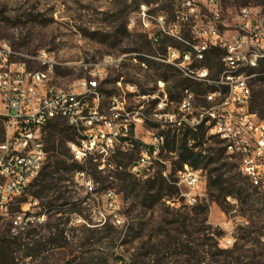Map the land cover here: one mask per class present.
Instances as JSON below:
<instances>
[{"label":"rangeland","instance_id":"374dc122","mask_svg":"<svg viewBox=\"0 0 264 264\" xmlns=\"http://www.w3.org/2000/svg\"><path fill=\"white\" fill-rule=\"evenodd\" d=\"M143 6L152 17L165 15L168 28L178 10L177 0H0V47L9 46L12 60L26 62L30 69L45 70L52 65L50 77L57 85H75L89 78L91 70L105 66L100 83L104 112H110V96L119 94L127 108L143 106L152 115L158 82H165V90L178 103L182 96L177 85L187 76L159 59L176 42L167 35L154 40L159 27L155 20L150 27L144 26ZM245 6L256 17L264 14V0H225L223 31L232 34L237 29ZM219 62L212 69L213 76L222 70ZM263 63L259 75L250 81L251 109L261 118ZM188 80L186 87L195 94L222 90L209 82L202 85L194 78ZM154 129L167 136L163 162L153 165L147 175L133 174L137 185L130 186L123 179L131 174L135 152L115 157L112 163L90 159L82 164L74 159L76 142H69L74 136L67 120L56 117L48 123L43 128L48 161L26 197L12 208L13 213L27 210L33 222L15 235L11 220L0 218V240L15 243L14 260L0 264H182L187 250L166 249L169 234L192 244L193 264H264V190L256 193L237 159L226 151V158L202 169V195L197 204L186 205L176 180L187 129L162 125ZM151 132V124L144 127V133L140 130L141 135ZM219 141L206 131L200 149L218 157L225 147ZM80 171L87 175H77ZM221 174L237 187L218 185ZM211 180L215 185L210 187ZM239 187L246 192L242 194ZM247 195L250 198L245 201ZM185 218L194 225L188 227L191 234L181 225ZM240 219L244 223L237 226ZM230 221L232 231L224 230V223ZM224 238L231 243L224 245Z\"/></svg>","mask_w":264,"mask_h":264},{"label":"built area","instance_id":"2783aa9c","mask_svg":"<svg viewBox=\"0 0 264 264\" xmlns=\"http://www.w3.org/2000/svg\"><path fill=\"white\" fill-rule=\"evenodd\" d=\"M225 0H177L178 10L171 27H167V17H152L142 7V20L145 27H159L154 40L167 35L175 40L168 45L164 55L172 62H180V68L187 69L188 79L200 77V83L209 77H217L222 90L209 93V89L196 94H184L183 103H173L170 93L165 90V82H158L159 93L152 97L158 99L153 116H146L139 109L126 107L124 97L113 94L111 114L101 116L103 98H98V87L81 84L65 89L41 85L40 69L34 70L26 62L13 61L9 46L0 47V218L10 219L12 231L16 235L25 230L32 216L28 211L13 213L12 208L26 197L32 182L42 173L49 152L43 137V128L56 119L60 103L72 104V111L63 119L67 120L76 135V158L90 157L96 147L105 148V158L91 160L112 163L121 150L134 149L141 153V160L131 163L130 172L134 175H147L158 162H163L167 136L156 132L154 125L178 127L198 131L203 127L208 134L217 133L223 145L238 149L240 169H246L252 178L258 179V186L264 190V119L251 109L252 92H248L247 82L251 76L229 78L228 69L213 76L212 69L205 64L209 53L221 49V59L238 61L244 58H259L264 54V14L253 15L251 7L241 9V21L231 34L223 31V2ZM206 11L203 12V8ZM133 25L135 20H131ZM53 70V67L51 65ZM161 93V94H160ZM90 94V102L83 108H76L79 95ZM201 97V100L198 98ZM204 98L225 101V108L213 109L204 106ZM144 124L152 125V132L144 133ZM193 147V143H189ZM196 152L205 155L200 147ZM230 155V154H229ZM202 169L185 163L177 173L176 185L182 189L186 205L197 204L201 194ZM77 175H86L80 171ZM37 201H34L36 203ZM32 202H28V210ZM120 220V219H118ZM244 223L240 219L237 223ZM231 221L223 229L231 227ZM232 231V229L230 230ZM231 243L229 239H223Z\"/></svg>","mask_w":264,"mask_h":264},{"label":"bare ground","instance_id":"6f19581e","mask_svg":"<svg viewBox=\"0 0 264 264\" xmlns=\"http://www.w3.org/2000/svg\"><path fill=\"white\" fill-rule=\"evenodd\" d=\"M1 47H6V45H2ZM159 59L162 60L164 63L171 65V61L169 60L168 55H162ZM44 61H46V60H44ZM221 62H222V70L221 71H226V69H228V77L229 78H238L239 76H251V78L247 82V89H248V92H252L251 87H250V81L252 78H255L259 75L258 69H259L261 63L264 62V54H260L259 58H252V62H251V58H244V59H241L238 61H232L230 59H221ZM172 65L175 66L177 69H179L182 74L187 76V69L186 68H180V62H172ZM103 67H104L103 68V70H104L105 66H103ZM103 70H100L99 68L91 70L89 78H84V79L80 80L78 83L76 82L75 85L64 86V85H57V84H54L52 82L50 74L53 70L50 66V67L46 68L45 70H40L39 80H40L41 85H46V86H50V88H57V89H65V87H75L76 85L81 84L82 81H84L85 84L100 86V83L103 80L102 79L103 74H104ZM191 78H194V79L200 81V77H191ZM160 82H163V80ZM203 82H209V83L218 85L219 87L222 88V83H218V78L217 79H211L209 77V78H206V80H204ZM217 92H218L217 90L216 91L215 90H211V91L209 90V93H217ZM184 94H195V93H194V91L191 90V88H184ZM112 96H113V94L110 97H112ZM98 98H104L103 94L100 91V87H98ZM124 100H125V98H124ZM204 101L206 103V105H204V106H213V109L225 108V101H223V100H215V98H204ZM88 102H90V94L79 95V101H76V108H83V103H88ZM173 103H175V102L173 101ZM178 103H183V96H182L181 101H179ZM109 105H110L109 114H111V100H109ZM71 111H72V104L69 102H62V103H60L59 108L57 109L56 117H60V118L66 117L69 114H71ZM153 115H154V113L152 115H149L148 113H146V116H153ZM101 116H108V113L104 112L103 106L101 109ZM146 125L147 124H144V127ZM212 134H215L218 136L217 133H212ZM225 148H226L227 153L230 154V156H238V149L237 148H230V145H225ZM133 152L136 153L137 157L132 163H137L141 160V153H139V151H134V149H124V150L120 151V153H123V154L133 153ZM75 155H76V148H75ZM103 157H105V148L104 147H96L95 152L90 153V157H83V160H78V161L83 164V163L89 162L90 159L95 160L97 158H103ZM237 161L239 162V159H237ZM240 170H241L242 174L245 177H247L250 181H252L254 183H258V179L252 178L250 176L249 172H246V169H240ZM131 173L134 174V172H131ZM86 175H87V173H86ZM118 222L120 223L121 221L118 220Z\"/></svg>","mask_w":264,"mask_h":264},{"label":"trees","instance_id":"16d2710c","mask_svg":"<svg viewBox=\"0 0 264 264\" xmlns=\"http://www.w3.org/2000/svg\"><path fill=\"white\" fill-rule=\"evenodd\" d=\"M222 52L223 51L221 49L212 50L209 53L205 64L208 65L211 69H213V67H216L218 64H220L219 61H221ZM262 71H264V68L262 69ZM261 74H262V72H261ZM186 86H190V83H189L188 79H184V80L180 81L178 83V85H177V87L180 90L182 88L186 87ZM171 97L174 98L173 96H171ZM262 119H264V117H262ZM0 132H1V129H0ZM205 132H206V130L203 127H201L198 131H193V130L187 129L183 133L182 145H181V149H182V153H181L182 167H183V165L185 163H188V164H190L192 167H194L196 169H206V168H208L209 165H211L213 163H216V162H219V160L221 158H226L227 157L226 154H225V152H226L225 147H222L219 150L220 153L218 154V157L217 156L215 157L216 154L215 155L214 154L213 155H210V154H205L204 155L201 152H196L194 150L195 147L202 146L201 140L204 139ZM73 136L74 137L69 142H76V135H74V132H73ZM0 138H1V136H0ZM190 138H192L194 140L193 148L189 146ZM219 143H221V141H219ZM123 155H125V154L120 153L119 155L116 156V158H120ZM103 158H105V157H103ZM211 172H213V170ZM223 175L224 174H221L219 176V178L217 180L218 185L222 186L225 183H230L234 188L237 187V183L236 182H233V180L224 179ZM245 179H247L250 182L252 187L256 188V190H257L256 193L259 192L258 189H260V188H259L258 184H255V183L251 182L247 177H245ZM123 181L126 184L130 185V186L137 185V181L135 179V176L132 173L130 175H127L123 179ZM213 185H215V183L211 180L210 183H209V186L211 187ZM171 187H175V184L171 185ZM239 188L241 189V193L242 194L244 192H246V190L243 187H239ZM260 190H262V189H260ZM249 198H250V195H247L244 199H245V201H247L246 199H249ZM203 210L206 211V210H208V208L206 207ZM187 220H188V218H185L184 221H182L181 225H182V227L185 229V231L187 233L191 234L192 232H191V230L188 227L189 226H194V225L192 223L188 222ZM180 233H183V232L180 231ZM167 236H168V240L164 241L165 248L166 249H171V248H174V247H176V248L177 247H182V248L186 249L187 252H185V253L188 254V257L183 259V260H180V262L182 264H193L192 263L193 257H191L190 254H189L191 252V250L193 249L192 244L191 243H185V244L182 243L181 240H180V237L177 236V235L169 234ZM14 244H15L14 241H12L10 239L0 240V263H10V262H12V260H14V248H13ZM204 244L205 243H203V245ZM198 261L200 262L201 260H198Z\"/></svg>","mask_w":264,"mask_h":264}]
</instances>
